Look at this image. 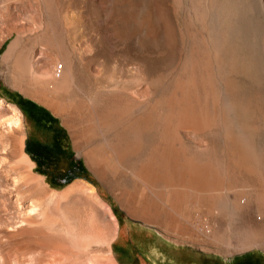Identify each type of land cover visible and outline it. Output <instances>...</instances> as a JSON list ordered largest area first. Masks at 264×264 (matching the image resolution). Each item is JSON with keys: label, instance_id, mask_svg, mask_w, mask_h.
Masks as SVG:
<instances>
[{"label": "rangeland", "instance_id": "obj_1", "mask_svg": "<svg viewBox=\"0 0 264 264\" xmlns=\"http://www.w3.org/2000/svg\"><path fill=\"white\" fill-rule=\"evenodd\" d=\"M181 5L179 11L174 0H0V264H264L262 246L226 251L209 241L229 226L264 228V213L257 215L252 199L233 222L203 200L178 201L171 214L152 203L149 184L132 174L145 171L149 137L120 162L88 111L93 98L95 112L111 122L121 100L110 90L149 97L154 70L172 64L181 49L175 24L186 19L188 0ZM14 57L29 66L22 80ZM67 61L76 78L68 93L37 98L26 90L33 71L60 78ZM12 88L45 102L66 130L62 139L48 138L56 153L45 155L44 167L25 153L31 125L9 102ZM49 98L73 105L59 110ZM34 125L43 132L50 128ZM90 151L106 164L104 176L86 159ZM121 190L133 194L131 203L151 202L152 210H161L158 216L129 210ZM163 201L168 204L170 196Z\"/></svg>", "mask_w": 264, "mask_h": 264}, {"label": "bare ground", "instance_id": "obj_2", "mask_svg": "<svg viewBox=\"0 0 264 264\" xmlns=\"http://www.w3.org/2000/svg\"><path fill=\"white\" fill-rule=\"evenodd\" d=\"M174 3L183 10L181 0ZM188 3L186 19H175L181 49L172 64L154 70L149 97L138 99L133 92L116 88L110 91L121 103L111 122L95 112L93 98H88V111L102 127L101 141L120 162L149 137L145 171L132 174L149 184L152 203L173 214L178 201L203 200L208 209L226 212L233 222L235 214L252 199L260 215L264 213V4L262 0ZM149 29H155L150 19ZM13 60L22 80L29 69L27 61ZM33 79L32 86L29 80L24 85L37 98L63 95L76 86L68 61L60 78L38 76L33 71ZM48 100L59 110L73 105L63 99ZM86 156L104 176L106 164L91 151ZM72 185L76 183L68 186ZM121 191L128 209L140 216H158L161 211L152 210V203L145 199L131 203L133 194ZM168 195L171 201L167 204L163 200ZM261 228L229 226L224 233L212 234L209 241L226 251L264 247Z\"/></svg>", "mask_w": 264, "mask_h": 264}, {"label": "crops", "instance_id": "obj_3", "mask_svg": "<svg viewBox=\"0 0 264 264\" xmlns=\"http://www.w3.org/2000/svg\"><path fill=\"white\" fill-rule=\"evenodd\" d=\"M15 93V98L10 99L9 102L16 108L23 110V115L27 117L31 128L27 130L24 146L28 155L32 156L34 164H41L46 154L49 156L56 153L55 147L50 143L48 138H64L66 137V130L62 123L56 120V116L52 111L41 101L26 95L19 89H11ZM49 125V130L45 132L39 131L34 124ZM47 138V139H46ZM46 167V166H45ZM46 174V171L43 170Z\"/></svg>", "mask_w": 264, "mask_h": 264}, {"label": "built area", "instance_id": "obj_4", "mask_svg": "<svg viewBox=\"0 0 264 264\" xmlns=\"http://www.w3.org/2000/svg\"><path fill=\"white\" fill-rule=\"evenodd\" d=\"M61 66H62L61 63H58L57 64V67H56V70H58L59 68H61Z\"/></svg>", "mask_w": 264, "mask_h": 264}, {"label": "water", "instance_id": "obj_5", "mask_svg": "<svg viewBox=\"0 0 264 264\" xmlns=\"http://www.w3.org/2000/svg\"><path fill=\"white\" fill-rule=\"evenodd\" d=\"M61 179H63V178H61Z\"/></svg>", "mask_w": 264, "mask_h": 264}]
</instances>
